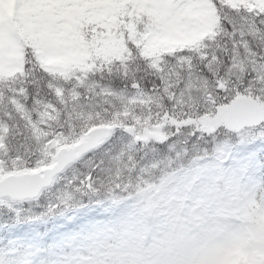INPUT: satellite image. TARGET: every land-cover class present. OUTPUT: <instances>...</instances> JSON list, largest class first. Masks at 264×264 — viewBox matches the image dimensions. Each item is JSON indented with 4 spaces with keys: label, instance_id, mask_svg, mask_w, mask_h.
I'll return each instance as SVG.
<instances>
[{
    "label": "rangeland",
    "instance_id": "1",
    "mask_svg": "<svg viewBox=\"0 0 264 264\" xmlns=\"http://www.w3.org/2000/svg\"><path fill=\"white\" fill-rule=\"evenodd\" d=\"M122 1L10 0L36 40L37 58L59 74L51 82L54 99L18 95L22 49L0 14V78L8 82L0 87V174L50 163L58 145L81 135L83 119L109 115L103 123L118 125L38 198L0 202L10 210L0 222V264H264V104L256 108L264 99V59L245 47L219 69L214 55L179 53L183 76L173 87L100 81L63 34L78 18L91 21L94 32L109 31ZM135 1V15L159 17L138 35L127 30L144 56L174 53L217 32L211 0ZM108 54L119 57L123 48L113 40ZM217 72L224 80L212 78ZM228 105L245 115L240 125L224 120ZM11 107L31 141L7 139ZM161 120L169 136L161 144L135 143L123 130Z\"/></svg>",
    "mask_w": 264,
    "mask_h": 264
},
{
    "label": "trees",
    "instance_id": "2",
    "mask_svg": "<svg viewBox=\"0 0 264 264\" xmlns=\"http://www.w3.org/2000/svg\"><path fill=\"white\" fill-rule=\"evenodd\" d=\"M211 1L217 15L216 34L212 38L206 37L194 45L177 49L175 53L164 52L157 56H144L141 54V40L138 38L133 42L126 37L129 27L135 35H138V32L159 19L158 15L150 10L144 11L145 16L135 15L136 10H138L135 7V0H124L120 4L113 26L109 31L94 32L91 30L92 23L81 18L68 24L63 38L70 46L75 47L83 59L90 64L95 76L100 81L123 88L138 85L149 89V91L162 89L165 82L173 87L180 81L183 76V69L177 56L179 53H188L194 59H198L200 52L210 56L214 55L213 61L219 69H226L233 57L245 53L243 51L245 47L248 48L247 52L252 57L264 59V6L259 4V0ZM0 11L2 16L11 23L13 32L23 51L21 83L24 94L18 93V95L26 101L35 97L54 99L55 93L51 87V81L56 74L42 66L36 58L34 53L35 40L29 34L27 26L12 16L10 8L4 0H0ZM111 39L117 42V46L123 48V55L111 57L108 54L109 43L113 41ZM102 56H106L105 60L101 58ZM209 70L208 68L205 73L207 74ZM209 78L220 81L224 75L217 72L212 78ZM7 83L0 78V87L6 86ZM259 102L260 105L256 108L262 109L264 99H259ZM231 109L232 107L228 105L227 109L224 110V113L228 112L227 119L224 120L230 125H235L240 121L239 117L241 116H236ZM8 114L10 118L7 121V139L17 143L25 137L26 140L31 141V136L28 135L29 131H26L19 114L13 107L10 108ZM106 118H109V115L102 114L92 117V119H83L78 129L83 132L90 125L103 122ZM80 120L75 118L74 122L77 121L78 124ZM21 146L25 147L23 142ZM27 164L23 166H31L29 162ZM260 190H264V173ZM8 216H10V211L0 210V221H7Z\"/></svg>",
    "mask_w": 264,
    "mask_h": 264
},
{
    "label": "water",
    "instance_id": "3",
    "mask_svg": "<svg viewBox=\"0 0 264 264\" xmlns=\"http://www.w3.org/2000/svg\"><path fill=\"white\" fill-rule=\"evenodd\" d=\"M224 86L220 84L218 89ZM165 121L152 123L143 127L141 134H134L135 142H148L154 139L163 142L165 135L161 129ZM116 124H96L88 128L81 137L74 142L59 145L54 152L52 162L38 169L14 170L0 175V201L7 197L11 200L24 201L36 198L43 188L50 186L54 178L68 165L80 159L91 150L101 146L113 133ZM124 131L133 134L135 127L128 125Z\"/></svg>",
    "mask_w": 264,
    "mask_h": 264
},
{
    "label": "bare ground",
    "instance_id": "4",
    "mask_svg": "<svg viewBox=\"0 0 264 264\" xmlns=\"http://www.w3.org/2000/svg\"><path fill=\"white\" fill-rule=\"evenodd\" d=\"M10 5H12V3L10 2V0H6Z\"/></svg>",
    "mask_w": 264,
    "mask_h": 264
}]
</instances>
